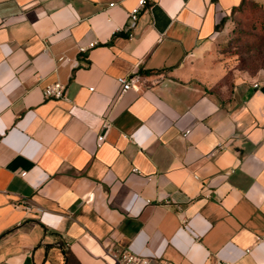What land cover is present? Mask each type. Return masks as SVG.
Masks as SVG:
<instances>
[{"label":"crops","instance_id":"obj_1","mask_svg":"<svg viewBox=\"0 0 264 264\" xmlns=\"http://www.w3.org/2000/svg\"><path fill=\"white\" fill-rule=\"evenodd\" d=\"M239 2L146 0L129 37L138 0H0V264H264V72L207 55Z\"/></svg>","mask_w":264,"mask_h":264},{"label":"rangeland","instance_id":"obj_2","mask_svg":"<svg viewBox=\"0 0 264 264\" xmlns=\"http://www.w3.org/2000/svg\"><path fill=\"white\" fill-rule=\"evenodd\" d=\"M261 20V12L246 8L220 26L207 51L208 60L223 67L219 82L230 83L236 74L253 76L264 72Z\"/></svg>","mask_w":264,"mask_h":264},{"label":"built area","instance_id":"obj_3","mask_svg":"<svg viewBox=\"0 0 264 264\" xmlns=\"http://www.w3.org/2000/svg\"><path fill=\"white\" fill-rule=\"evenodd\" d=\"M113 4L114 3H110V5H113ZM145 4H146V0H138L137 5L134 6L129 11V14H128L129 22L124 29L128 33L129 37L132 36L131 29L135 26L138 20V17H139L140 10L141 8L145 7ZM78 50L79 52H84L86 50V47L80 45L78 47ZM57 60L61 62L65 60V57L61 56ZM117 81L121 85V92H125L128 89H134L135 91H139L142 88L141 79L136 74H132L128 76H120L117 78ZM257 86H258L257 82L253 83V87H257ZM89 89L92 91L93 87H90ZM42 93H43L44 98L67 100L65 87L59 81L45 85L42 89ZM101 126L104 128H108L110 126V122L107 120H103L101 123ZM103 141H104L103 134L97 133L96 145L100 146ZM133 171H137V170L133 169ZM20 175L21 176L25 175V171H21ZM109 256L117 264H152V260L149 257L132 253L128 249H123L121 251L111 250L109 252ZM218 264H231V263L227 260H220Z\"/></svg>","mask_w":264,"mask_h":264},{"label":"trees","instance_id":"obj_4","mask_svg":"<svg viewBox=\"0 0 264 264\" xmlns=\"http://www.w3.org/2000/svg\"><path fill=\"white\" fill-rule=\"evenodd\" d=\"M246 8H250L252 10H257L258 12H261L262 20H261L260 29L263 32L261 33V35L264 36V8L260 3H258L255 0H240V2L237 5L232 6L230 8L229 14L226 16H222L217 22L215 26L216 31L218 32L220 26L223 25L229 19V17H231L232 15L236 16V14L244 11ZM257 38H261V37L257 36ZM143 73L145 72H142V71L139 72V74H143Z\"/></svg>","mask_w":264,"mask_h":264}]
</instances>
